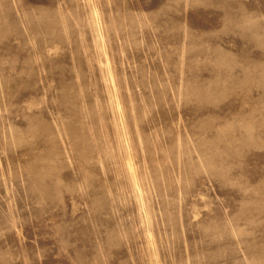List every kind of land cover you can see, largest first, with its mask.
I'll list each match as a JSON object with an SVG mask.
<instances>
[{
    "label": "rangeland",
    "instance_id": "rangeland-1",
    "mask_svg": "<svg viewBox=\"0 0 264 264\" xmlns=\"http://www.w3.org/2000/svg\"><path fill=\"white\" fill-rule=\"evenodd\" d=\"M0 264H264V0H0Z\"/></svg>",
    "mask_w": 264,
    "mask_h": 264
}]
</instances>
